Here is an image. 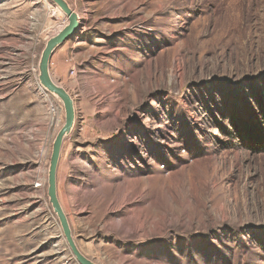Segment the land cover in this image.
<instances>
[{"label": "rangeland", "instance_id": "1", "mask_svg": "<svg viewBox=\"0 0 264 264\" xmlns=\"http://www.w3.org/2000/svg\"><path fill=\"white\" fill-rule=\"evenodd\" d=\"M57 195L95 264H264V0H65ZM51 0H0V264H78L47 197ZM38 185V187H36Z\"/></svg>", "mask_w": 264, "mask_h": 264}, {"label": "water", "instance_id": "2", "mask_svg": "<svg viewBox=\"0 0 264 264\" xmlns=\"http://www.w3.org/2000/svg\"><path fill=\"white\" fill-rule=\"evenodd\" d=\"M65 15L67 24L58 32L50 36L42 50L38 64V81L40 86L48 93L54 95L61 102L64 110V123L56 134L52 143V149L47 170V197L51 208L56 215L64 240L70 250L71 255L78 264H95L83 256L71 234V229L67 217L60 205L57 195V168L60 159V153L64 138L71 132L75 121L74 103L70 95L58 84H56L50 75L49 66L54 51L63 43L71 39L78 29V17L70 9L65 0H51Z\"/></svg>", "mask_w": 264, "mask_h": 264}, {"label": "built area", "instance_id": "3", "mask_svg": "<svg viewBox=\"0 0 264 264\" xmlns=\"http://www.w3.org/2000/svg\"><path fill=\"white\" fill-rule=\"evenodd\" d=\"M36 187H38V185H36Z\"/></svg>", "mask_w": 264, "mask_h": 264}, {"label": "crops", "instance_id": "4", "mask_svg": "<svg viewBox=\"0 0 264 264\" xmlns=\"http://www.w3.org/2000/svg\"><path fill=\"white\" fill-rule=\"evenodd\" d=\"M53 56H54V54H53ZM53 56H52V57H53ZM51 59H52V58H51Z\"/></svg>", "mask_w": 264, "mask_h": 264}]
</instances>
